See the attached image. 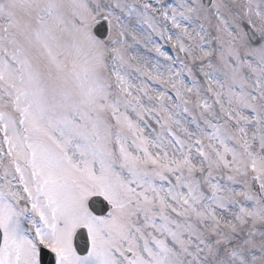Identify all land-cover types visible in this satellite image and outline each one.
Listing matches in <instances>:
<instances>
[{"label": "snow or ice", "instance_id": "6c2138e0", "mask_svg": "<svg viewBox=\"0 0 264 264\" xmlns=\"http://www.w3.org/2000/svg\"><path fill=\"white\" fill-rule=\"evenodd\" d=\"M0 264H264V0H0Z\"/></svg>", "mask_w": 264, "mask_h": 264}]
</instances>
